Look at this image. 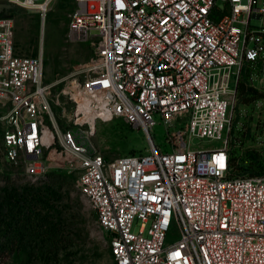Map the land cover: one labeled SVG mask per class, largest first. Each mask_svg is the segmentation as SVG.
I'll list each match as a JSON object with an SVG mask.
<instances>
[{
	"label": "built area",
	"instance_id": "obj_1",
	"mask_svg": "<svg viewBox=\"0 0 264 264\" xmlns=\"http://www.w3.org/2000/svg\"><path fill=\"white\" fill-rule=\"evenodd\" d=\"M53 1L0 3L4 159L36 182L54 164L75 172L113 264H264V172L240 171L231 150L240 81L262 90L264 4L75 0L67 40L91 43L94 54L54 92L43 49L17 52L12 12L38 13L44 36ZM62 96L76 103L72 111ZM93 114L142 128L148 150L108 159L92 141ZM158 124L165 144L154 139ZM193 138L222 144L195 148Z\"/></svg>",
	"mask_w": 264,
	"mask_h": 264
},
{
	"label": "rangeland",
	"instance_id": "obj_2",
	"mask_svg": "<svg viewBox=\"0 0 264 264\" xmlns=\"http://www.w3.org/2000/svg\"><path fill=\"white\" fill-rule=\"evenodd\" d=\"M4 0H0L3 3ZM264 4L263 0L259 1ZM75 6V0H54L46 16L43 36L42 17L29 9L17 5L12 9L16 21V49L22 55H35L43 49L45 69L44 76L48 83H56L53 91L57 92L69 80L83 74L82 68L94 54L93 45L87 43H72L67 40L66 33L70 13ZM258 24V20H253ZM246 82L248 84L249 82ZM264 78L257 77L256 86L262 96L250 103L242 102L239 96L233 119V127L237 141L231 146L236 156L240 171L264 172ZM249 85V84H248ZM250 86V85H249ZM254 88H256L253 85ZM257 89V88H256ZM75 102H68L62 96V107L67 106L72 111ZM62 107L57 108L56 115L60 117ZM97 123L92 141L103 151L105 156L115 158L124 154L146 152L150 145L148 134L139 127L132 126L121 118L98 121L94 114L90 116ZM154 139L159 144H165L164 128L158 124L152 128ZM2 128L0 125V173H8L18 178L20 184L37 183L22 176L24 171L20 165L7 162L1 154ZM192 145L210 147L221 145L222 141L193 138ZM54 175H50L51 173ZM68 176L63 181L62 176ZM49 182H55L57 193L52 200L51 215L56 220L66 224L71 244L59 253L53 260L33 259L10 253L0 258V264H112L111 247L107 234L98 226L97 212L91 207L87 197L78 188L77 175L54 164L47 174ZM147 224L146 227H149ZM141 221L137 223L139 231ZM147 235V231L145 232Z\"/></svg>",
	"mask_w": 264,
	"mask_h": 264
},
{
	"label": "trees",
	"instance_id": "obj_3",
	"mask_svg": "<svg viewBox=\"0 0 264 264\" xmlns=\"http://www.w3.org/2000/svg\"><path fill=\"white\" fill-rule=\"evenodd\" d=\"M244 81L238 85L242 102L250 103L262 96ZM62 177L66 181L68 176ZM18 180L8 173H0V258L13 253L29 260H53L71 244L66 224L50 213L57 193L55 182L50 183L46 177L23 185Z\"/></svg>",
	"mask_w": 264,
	"mask_h": 264
}]
</instances>
